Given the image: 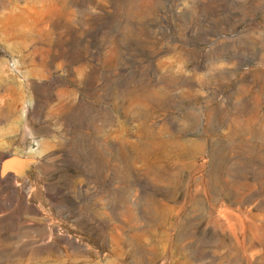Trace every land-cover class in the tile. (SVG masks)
<instances>
[{
  "label": "rangeland",
  "instance_id": "obj_1",
  "mask_svg": "<svg viewBox=\"0 0 264 264\" xmlns=\"http://www.w3.org/2000/svg\"><path fill=\"white\" fill-rule=\"evenodd\" d=\"M0 264H264V0H0Z\"/></svg>",
  "mask_w": 264,
  "mask_h": 264
}]
</instances>
